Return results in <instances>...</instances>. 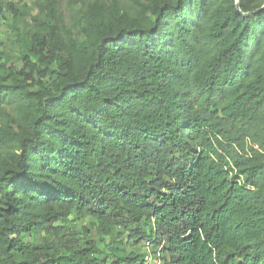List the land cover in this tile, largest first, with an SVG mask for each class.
<instances>
[{
    "label": "trees",
    "instance_id": "16d2710c",
    "mask_svg": "<svg viewBox=\"0 0 264 264\" xmlns=\"http://www.w3.org/2000/svg\"><path fill=\"white\" fill-rule=\"evenodd\" d=\"M133 4L0 42V264H264V0Z\"/></svg>",
    "mask_w": 264,
    "mask_h": 264
},
{
    "label": "rangeland",
    "instance_id": "374dc122",
    "mask_svg": "<svg viewBox=\"0 0 264 264\" xmlns=\"http://www.w3.org/2000/svg\"><path fill=\"white\" fill-rule=\"evenodd\" d=\"M8 2H12L16 9L13 11L5 10L3 12L4 18L3 21H0V42L10 43L14 34V27L11 22L14 21L16 17H20L19 25L22 28H26V24L30 22L31 16L38 13L37 9L34 6L36 0H7ZM79 1H84L86 3H102L106 2L107 4L118 2L121 7H126L132 10L133 0H61V5L63 12L66 16L67 22L72 25L74 23V10L78 8ZM7 9V8H6ZM134 12V10H132ZM73 16V17H72ZM42 20V17H40ZM9 110L15 113V108L13 106H9ZM15 150V148L8 146L6 143L0 144V158L5 156H9L10 152ZM89 218L84 221H75V229L81 228L83 224H88Z\"/></svg>",
    "mask_w": 264,
    "mask_h": 264
},
{
    "label": "built area",
    "instance_id": "2783aa9c",
    "mask_svg": "<svg viewBox=\"0 0 264 264\" xmlns=\"http://www.w3.org/2000/svg\"><path fill=\"white\" fill-rule=\"evenodd\" d=\"M144 264H163L160 254H152L151 252H147L143 258Z\"/></svg>",
    "mask_w": 264,
    "mask_h": 264
},
{
    "label": "water",
    "instance_id": "95a60500",
    "mask_svg": "<svg viewBox=\"0 0 264 264\" xmlns=\"http://www.w3.org/2000/svg\"><path fill=\"white\" fill-rule=\"evenodd\" d=\"M236 5H237V8L239 9V0H236ZM261 9H264V6Z\"/></svg>",
    "mask_w": 264,
    "mask_h": 264
}]
</instances>
